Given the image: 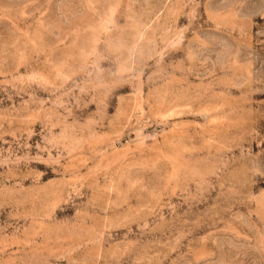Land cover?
<instances>
[{
    "label": "rangeland",
    "instance_id": "1",
    "mask_svg": "<svg viewBox=\"0 0 264 264\" xmlns=\"http://www.w3.org/2000/svg\"><path fill=\"white\" fill-rule=\"evenodd\" d=\"M0 264H264V0H0Z\"/></svg>",
    "mask_w": 264,
    "mask_h": 264
}]
</instances>
